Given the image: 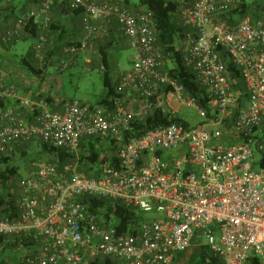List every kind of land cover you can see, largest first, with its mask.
<instances>
[{"label": "built area", "instance_id": "obj_1", "mask_svg": "<svg viewBox=\"0 0 264 264\" xmlns=\"http://www.w3.org/2000/svg\"><path fill=\"white\" fill-rule=\"evenodd\" d=\"M242 2L187 0L181 7L187 28L184 63L207 94L205 107L170 76L156 23L145 11L132 12L120 0H42L17 15L0 42L11 46L36 27L41 34L34 56L44 63L54 7L64 3L81 11L82 38L62 48L60 73L76 66L81 55L91 64L94 45L111 38L114 24L121 43L135 52L131 68L117 79L121 96L111 108L64 100L61 110L52 111L41 100L29 123L23 110L33 103L24 98L20 109L10 105L19 99L17 88L2 79L0 156L36 139L53 150L47 162H33L19 182L17 217L0 206V236L31 241L25 264H91L98 258L173 264L195 239L221 264H264V20L234 18L232 11ZM222 52L243 75V103L232 89ZM164 87L204 123L158 126L124 141L135 121L159 107ZM89 138L116 142L111 152L116 165L94 177L80 171V148ZM59 150L73 154L74 161L58 168L52 161ZM85 196L160 216L143 222L135 236L120 233L104 213L88 210Z\"/></svg>", "mask_w": 264, "mask_h": 264}, {"label": "trees", "instance_id": "obj_2", "mask_svg": "<svg viewBox=\"0 0 264 264\" xmlns=\"http://www.w3.org/2000/svg\"><path fill=\"white\" fill-rule=\"evenodd\" d=\"M120 1L122 2V5L130 11H145L154 19L158 31V44L166 57H168L167 69L170 76L185 88L186 93L194 98L198 105L205 107L207 94L204 88L200 85L196 74L184 63L183 37L185 36L187 28L182 24L179 14L183 2L187 0ZM57 6L59 9L63 10V12L61 11V15H70L72 13L77 15L81 14V11L72 12L64 3L57 4L56 7ZM232 12L234 18L252 17L251 19L253 20H264V6L262 9L257 10L255 9L254 4L250 5L247 0H243L241 6ZM13 24L6 28L4 32L11 28ZM70 32V29L67 28L65 23L63 24L62 22L58 25V22L52 21V25L49 28V43L45 52V62L44 68L40 73L42 74L41 76L45 75L51 61L58 60L64 46L78 43L75 37H71ZM40 34V31H38L36 27H31L27 29L26 35H24L23 39L31 38L38 41ZM116 39L117 36L114 34L110 39L106 40L107 42H99L97 47L98 54L101 58L102 68L104 70V86L106 89L105 97L98 105L103 104L110 108L113 106V100L121 96L117 91V78L112 76L114 65L112 63L111 53L115 49ZM0 44L7 49L12 46H4L1 42ZM34 46L29 50L28 54L21 58L19 63L23 69L30 73H36V70L32 65L34 61L36 62L33 50ZM222 58L226 63L230 83L232 89L236 92L238 103H243L247 99L243 75L239 68L232 63L226 52H222ZM3 61L4 59L0 56V62L2 63ZM156 101H159V107H157L156 111L144 121H135L132 125V129L125 134L124 141L128 142L131 137L145 134L148 130L158 126H167L172 123H186L179 117L182 106L177 101L175 91L171 87H164L161 96L157 98ZM1 107H3V105H1ZM30 108L31 112L35 111V113H38V109H32L35 108L33 105ZM27 110L30 109H26L25 112ZM31 112H29V116ZM35 113L31 118L26 117V121L29 123L32 122L34 115L37 114ZM186 125L188 124L186 123ZM33 142L15 147L14 151L8 156H0V206L4 214L11 218H16L18 215L17 199L19 197V191L14 190L13 185L15 184L16 179H18L20 166L16 164L15 157L18 153H20L22 157H25L27 155L28 146ZM38 144H41L47 155L49 153L53 154V150L49 148L46 143L39 140ZM114 144H116V142L113 139H84L80 148V171L89 177H94L102 168L108 165H116L111 158V152H113V149L115 148ZM74 158L75 156L73 154L59 150L54 154L52 162L57 165L58 168H62L63 166L72 163ZM83 202L89 211L104 213L105 221L112 222L120 233L127 232L135 236L140 225L147 221V219L144 218L143 213L129 208L121 202H113L109 199H98L90 196H85ZM198 243L199 242H197L196 239L193 242V244ZM30 247L31 241L29 239L17 236H0V264H25V252H27ZM197 253L207 264H221V261L215 258L204 245L198 246ZM181 254H179L176 259H178ZM91 264L117 263L109 258H98L93 260Z\"/></svg>", "mask_w": 264, "mask_h": 264}, {"label": "rangeland", "instance_id": "obj_3", "mask_svg": "<svg viewBox=\"0 0 264 264\" xmlns=\"http://www.w3.org/2000/svg\"><path fill=\"white\" fill-rule=\"evenodd\" d=\"M250 5L255 6V9L260 10L264 6V0H247ZM19 15V14H16ZM14 18L13 14L6 12L0 13V36L4 33L5 27L12 22ZM252 18V17H249ZM36 39H21L15 45L10 48H4L0 44V55L5 65L4 71L0 73V80L4 77L15 76L20 66V60L23 56L28 54L29 50L36 43ZM112 63L113 69L112 76L114 78L130 69L133 63L135 52L127 45H119L117 49L112 51ZM58 62L51 61L49 67H57ZM44 83L48 82V78L52 80L51 76L45 73L41 76ZM47 78V79H46ZM58 83L57 79L54 78L48 83L53 86L52 95L56 98H60L65 101L78 100L86 105L95 106L105 97L106 89L104 86V70L97 64H85L79 61L76 66L63 71L59 74ZM43 83V82H42ZM44 85V84H43ZM42 88V87H41ZM51 88V87H50ZM181 120L186 122L190 127H198L204 123V120L198 115L194 108L182 107L179 113ZM39 140H35L27 149V155L22 157L20 153L16 154V164L20 166L18 179H16L13 189L17 190L19 182L28 176V171L31 168L33 162H47L48 155L44 151L41 144H38ZM170 152H165L168 155ZM174 154L175 152H171ZM160 214H144V218L151 220L155 217H159ZM198 246L200 244H193L190 249L183 252L181 256L176 259L173 264H207L204 259L197 253Z\"/></svg>", "mask_w": 264, "mask_h": 264}, {"label": "crops", "instance_id": "obj_4", "mask_svg": "<svg viewBox=\"0 0 264 264\" xmlns=\"http://www.w3.org/2000/svg\"><path fill=\"white\" fill-rule=\"evenodd\" d=\"M41 1L42 0H11V1L0 0V13L6 12L8 14L14 15L12 22L9 23L5 27V29L13 24V22L15 21V18L17 17L16 14H22L30 8L39 6ZM61 11L63 12V10L59 9L58 6L54 7V9L51 12L52 21L58 22V25L61 24L62 22H63V24L65 23L67 28H69L71 31L70 32L71 37H75L77 39V42L80 41L82 38V14L77 15V14L72 13L70 15H68V14L67 15H65V14L61 15ZM114 23L115 22H113V24ZM115 25L116 24L112 25L110 30L112 31V35L115 34L117 36L118 31H117V28ZM46 32L48 34L49 30ZM112 35H111V37H112ZM98 45H99L98 43H96L94 45V49L92 52L91 64L93 63V64H97V65L101 66V58H100L98 51H97ZM119 45H123V44L121 43L119 37L117 36V39L115 41V49H117V47ZM78 61H79V64L81 61L83 63L87 64L84 56H82V55L79 56ZM32 65H33V68L36 70V73L27 72L25 69H23L21 67V68H18V71L15 74V76H11V77L7 76L6 77L7 80H5V82L8 85H13L15 88H17L18 97H19V99L10 101L9 104L20 109L21 108L20 107V99L25 98V99L30 100L33 103V106L35 107V108H32L33 110L38 109V111H39V108L37 106H35V103L39 102L41 100L47 99L46 102L49 104L50 110H52V111L61 110L62 109L61 104H63L65 101L61 100L60 98H56L52 95L53 86L48 83L49 81H52L54 78L57 79L56 83H58L59 78H57V77H59V74H60L59 67L58 66L57 67H48L47 74L49 76H51L52 80H50L48 78V80H47L48 82L44 83V80L41 78L42 74H40L41 70H43V68H44V63H40L36 60V62L34 61V63H32ZM4 67H5V65L0 62V73L2 71H4V69H5ZM1 81L2 80H0V84H1ZM26 109H30V110H27L26 111L27 113H26L25 112ZM26 109L23 110V112L25 114L24 115L25 118L26 117L31 118V116L35 113V111L31 112V108H26ZM29 112H31L30 116H29ZM175 261H176V258L174 260V263H175Z\"/></svg>", "mask_w": 264, "mask_h": 264}]
</instances>
